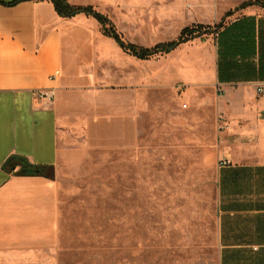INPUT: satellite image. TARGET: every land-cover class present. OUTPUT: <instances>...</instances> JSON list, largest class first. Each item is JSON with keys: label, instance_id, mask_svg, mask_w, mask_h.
<instances>
[{"label": "crops", "instance_id": "0c3cea01", "mask_svg": "<svg viewBox=\"0 0 264 264\" xmlns=\"http://www.w3.org/2000/svg\"><path fill=\"white\" fill-rule=\"evenodd\" d=\"M13 1L0 0V260L57 246L61 169L91 151L135 149L150 91L131 82L128 54L94 18H61L49 1L4 5ZM250 1L181 0L179 13L193 24L218 25ZM67 2L92 6L110 20L120 3ZM210 36L214 44L200 51L213 54L212 64L203 58L191 80L205 87L210 77L232 106L238 135L257 142L255 161H245L252 154L242 145L241 154L219 168V264H264V95L257 91L264 86V8L234 13L220 36ZM190 60L180 66L190 69ZM40 92L52 99L38 98ZM13 157L52 167L54 177L21 176L20 166L4 169Z\"/></svg>", "mask_w": 264, "mask_h": 264}, {"label": "rangeland", "instance_id": "374dc122", "mask_svg": "<svg viewBox=\"0 0 264 264\" xmlns=\"http://www.w3.org/2000/svg\"><path fill=\"white\" fill-rule=\"evenodd\" d=\"M114 1L120 3L111 21L137 46L153 48L200 25L179 13L181 0ZM213 44L208 36L144 61L126 54L131 82L150 90L138 146L67 162L57 246L0 264H219V168L242 145L252 154L245 161H255L257 142L238 135L232 106L210 77L205 87L191 80L207 58L200 48ZM186 57L190 69L180 66Z\"/></svg>", "mask_w": 264, "mask_h": 264}, {"label": "trees", "instance_id": "16d2710c", "mask_svg": "<svg viewBox=\"0 0 264 264\" xmlns=\"http://www.w3.org/2000/svg\"><path fill=\"white\" fill-rule=\"evenodd\" d=\"M25 0H16L12 3L4 4L9 7L16 6L20 2ZM38 1H49L53 4L55 11L61 18H74L78 15H85L87 17L94 18L99 25L101 26V31L104 36L113 39L117 45L128 55L138 59V60H149L152 57L159 55H168L171 52L175 51L181 45L186 44L190 41L196 39H203L206 36L222 34V30L226 28V19L234 15V13L246 9L250 6H261L264 8V1L255 0L246 2L236 8L234 11H231L226 14L225 18L216 25L215 27H209L204 25H196L191 27L184 28L179 36L173 40L165 43L157 44L153 48H145L137 46L126 42L121 34L118 32L114 23L110 18L97 11L92 6H75L67 2V0H38ZM16 166H20L18 174L21 176H42L47 178H53L54 172L52 167H39L29 164L26 160L20 157L11 158L4 166V169H9L13 172ZM37 171V172H36ZM36 173V174H35Z\"/></svg>", "mask_w": 264, "mask_h": 264}, {"label": "built area", "instance_id": "2783aa9c", "mask_svg": "<svg viewBox=\"0 0 264 264\" xmlns=\"http://www.w3.org/2000/svg\"><path fill=\"white\" fill-rule=\"evenodd\" d=\"M257 91H258V93L264 95V86L258 87ZM37 96L40 99H42V98H46V99L50 98V99H52V95H49L47 93L40 92V93H37Z\"/></svg>", "mask_w": 264, "mask_h": 264}, {"label": "water", "instance_id": "95a60500", "mask_svg": "<svg viewBox=\"0 0 264 264\" xmlns=\"http://www.w3.org/2000/svg\"><path fill=\"white\" fill-rule=\"evenodd\" d=\"M37 172V171H36ZM36 174V173H35Z\"/></svg>", "mask_w": 264, "mask_h": 264}]
</instances>
